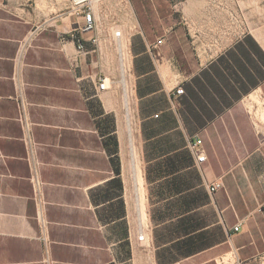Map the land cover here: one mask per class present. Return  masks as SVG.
<instances>
[{
    "label": "crops",
    "instance_id": "0c3cea01",
    "mask_svg": "<svg viewBox=\"0 0 264 264\" xmlns=\"http://www.w3.org/2000/svg\"><path fill=\"white\" fill-rule=\"evenodd\" d=\"M89 2L80 32L71 0H0V264H264V0ZM115 33L143 219L128 100L118 122L116 93L97 89L121 69Z\"/></svg>",
    "mask_w": 264,
    "mask_h": 264
},
{
    "label": "bare ground",
    "instance_id": "6f19581e",
    "mask_svg": "<svg viewBox=\"0 0 264 264\" xmlns=\"http://www.w3.org/2000/svg\"><path fill=\"white\" fill-rule=\"evenodd\" d=\"M117 34L115 33V37L117 38ZM118 44V54L120 59V66L122 71V83L126 86V63H125V52H124V43L117 39ZM126 46V44H125ZM127 55V54H126ZM124 98H127V102L129 103V95L127 90H124ZM133 111V110H132ZM129 104V109L127 114L124 115V118L119 122V132L120 138H122V155L126 162H124V177L128 189V198L132 200L135 205L136 213H139L142 219L144 218V211L142 202L144 201V188L141 177L140 169L138 168L137 159H136V149H135V136H134V128H133V116ZM135 127V126H134ZM140 165V164H139ZM141 219V218H140Z\"/></svg>",
    "mask_w": 264,
    "mask_h": 264
},
{
    "label": "built area",
    "instance_id": "2783aa9c",
    "mask_svg": "<svg viewBox=\"0 0 264 264\" xmlns=\"http://www.w3.org/2000/svg\"><path fill=\"white\" fill-rule=\"evenodd\" d=\"M71 3L76 11H78L84 18V25L79 28L80 32H91L95 28L94 20H93V14L91 12V8L89 7L90 2L89 0H71ZM71 39L76 43L77 49L80 53H84L86 51V43L77 35V29L73 30L72 33L70 34ZM117 37H119V33L117 34ZM158 44H161L162 41H158ZM90 44L92 46H96V39L93 38L90 40ZM107 79L105 77H99L97 80V89L99 91H105L108 89L107 86ZM177 95H182L183 94V89L179 87L176 90ZM201 140H197L195 142L190 143V148L192 149V152L196 156V161L198 164H201L205 161V157L201 151ZM31 183L34 187V189L37 191L39 182L36 179V175L33 174L31 177ZM222 188L221 183H216L213 184L210 187V193L213 194L217 190ZM240 230V225H237L234 227L233 231L238 232ZM144 239V236H140V240Z\"/></svg>",
    "mask_w": 264,
    "mask_h": 264
},
{
    "label": "rangeland",
    "instance_id": "374dc122",
    "mask_svg": "<svg viewBox=\"0 0 264 264\" xmlns=\"http://www.w3.org/2000/svg\"><path fill=\"white\" fill-rule=\"evenodd\" d=\"M117 31H119V30H117ZM119 37H117V38H114L115 40H116V44L114 43L113 45H112V47H113V50L115 51V53L118 55V51H117V39H118ZM114 40V41H115ZM123 43H124V40H122V39H120ZM124 45V52H125V63H126V72H125V78H126V84H128V78H127V75H128V72H127V58H128V55H126L127 54V50H126V47H125V43L123 44ZM118 57H119V55H118ZM121 69L119 68V72H118V74H117V76L114 78V87H109V85H110V82L109 81H107V86H108V89H110L111 91H113L114 93H116V95H117V97L119 98V100H120V111H121V114H120V116L118 117V122H119V120H121L122 119V117H123V113H124V108H123V93H124V90H123V83H122V76H121V71H120ZM126 87V86H125ZM107 89V90H108ZM107 90H105V91H107ZM100 92H104V91H100ZM127 92H128V95H129V99H130V101H129V104H130V108H131V111L133 110L132 108V101H131V90H130V87H128V89H127ZM133 112V111H132ZM132 116H133V128H134V136H135V141H134V144H135V149H136V159H137V164H138V168L140 169V165H139V162H138V158H137V141H136V133H135V121H134V113H132ZM123 156V155H122ZM124 162H126L125 160H124V158H123V163ZM143 186V185H142ZM126 194H127V201H128V204H129V208H130V211L135 215L136 213H135V205H134V203L132 202V200H130L129 198H128V193H127V191H126ZM142 205H143V211H144V201L142 202Z\"/></svg>",
    "mask_w": 264,
    "mask_h": 264
}]
</instances>
